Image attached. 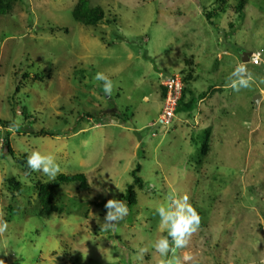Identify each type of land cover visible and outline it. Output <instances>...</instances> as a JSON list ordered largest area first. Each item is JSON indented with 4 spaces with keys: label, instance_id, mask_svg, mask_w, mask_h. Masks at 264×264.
Wrapping results in <instances>:
<instances>
[{
    "label": "rangeland",
    "instance_id": "1",
    "mask_svg": "<svg viewBox=\"0 0 264 264\" xmlns=\"http://www.w3.org/2000/svg\"><path fill=\"white\" fill-rule=\"evenodd\" d=\"M79 1L18 0L0 17V120L13 127L5 153L7 131L0 123V213L8 223L0 259L159 264L152 244L167 231L159 228L156 208L169 196L187 194L202 218L178 253L194 256L187 264H261L264 97L259 106L253 100L264 94V0H247L242 13L229 0L211 21L216 0H88L105 10L104 20L91 27L72 16ZM256 51L263 53L260 66L243 58ZM240 61L257 82L235 92L227 77ZM189 67L193 94L206 98L191 116L180 113L169 126L155 125L163 80ZM97 72L113 81L110 97L94 79ZM34 150L56 157L57 177L83 174L90 186L88 194L60 187L62 211L50 218L37 214V187L57 177L28 175L18 163ZM138 166L143 189L137 187V204L130 207L122 197ZM9 177L21 182L19 192L8 190ZM112 198L129 208L116 233L101 231L106 211L98 202ZM143 248L148 251L140 258Z\"/></svg>",
    "mask_w": 264,
    "mask_h": 264
},
{
    "label": "clouds",
    "instance_id": "2",
    "mask_svg": "<svg viewBox=\"0 0 264 264\" xmlns=\"http://www.w3.org/2000/svg\"><path fill=\"white\" fill-rule=\"evenodd\" d=\"M256 55V53L253 54V56ZM247 64L240 61L227 77L229 82L227 86L235 92L250 89L257 82ZM94 79L102 82L106 96L110 97L113 94L115 85L107 75L103 72H97ZM260 83H264V79H261ZM261 96L264 97V94ZM27 165L32 171L41 172L52 180L61 173L56 157L51 154H44L39 150L31 152L28 156ZM168 201L166 205H160L156 208V213L159 216V228L166 230L167 236L156 239L152 248L162 258L159 264H187V262L194 260V256L189 253L181 256L178 253L180 250L188 248L192 237L200 230L202 218L190 202L189 195L169 196ZM104 207L107 211L104 223L101 224V231L118 232L119 223L129 214L127 204L123 200L112 198L107 200ZM7 230L8 223L3 219V214L0 213V236H3ZM147 251V248L140 249V258ZM4 254L7 255L6 252ZM0 264H5V261L0 259ZM261 264H264V261Z\"/></svg>",
    "mask_w": 264,
    "mask_h": 264
},
{
    "label": "trees",
    "instance_id": "3",
    "mask_svg": "<svg viewBox=\"0 0 264 264\" xmlns=\"http://www.w3.org/2000/svg\"><path fill=\"white\" fill-rule=\"evenodd\" d=\"M18 0H0V17L8 16L12 13L13 5ZM220 6L216 10H214L212 13H208L207 16L209 20L211 21L215 15H220L221 13L226 12V7L228 5L229 0H216ZM238 3L236 7L233 8V10L237 13H242L247 5V0H236ZM72 16L74 20L78 23H81L85 26H97L99 23H101L105 18V10L101 7H92L90 5V2L88 0H80L76 6L74 7L72 11ZM187 66H191V63L186 61ZM194 75V70L189 67V70L183 71V82H184V89L182 93V98L178 104V108L176 111V114L180 113H186L189 116H191L195 110L198 108V103L201 100H204L207 96V93H201L199 95H194L190 84L192 81L196 79ZM28 78L29 75H25V78ZM20 92V86L16 88V93ZM166 96V90L161 87V94L160 98L163 101ZM189 96V99H188ZM15 100V99H14ZM13 100V101H14ZM15 102V101H14ZM14 103L11 104V111L15 115L17 114V107L14 108ZM22 115L25 116V119H28L29 116H27L26 109H22ZM27 117V118H26ZM1 127H4L7 131L4 133L6 141V147L9 145L10 141V132L12 127L11 121L6 120H0ZM4 131V130H3ZM0 133L3 135V133L0 131ZM39 135H49L48 131L41 130ZM208 140H209V132H205V138L204 142L202 144V154H206L208 150ZM5 151V149H4ZM9 154H12L13 151L9 147ZM20 166H22L23 171L26 174H30L31 169L28 168L27 160L24 158V160H20L18 162ZM141 172V167L138 166L132 173L134 177V181L131 185H129L126 189V193L122 197V199L127 202V204L132 207L137 204V187L143 189V181L138 176ZM7 185L8 190L10 191H16L19 192L21 190V182L16 177H9L7 179ZM69 187V186H77V190L80 192H84L88 194V191L90 189V186L88 185V180L85 175L79 174V175H59L55 181H53L50 184H44L39 183L38 184V201H39V207L37 208V214L39 217L43 218H50L52 215L61 213L62 208L57 203V193L60 189V187ZM98 204H101V206H105L106 203L102 204L98 202ZM9 211L13 212L15 207L14 205H10L8 207ZM104 210L106 208L104 207Z\"/></svg>",
    "mask_w": 264,
    "mask_h": 264
},
{
    "label": "built area",
    "instance_id": "4",
    "mask_svg": "<svg viewBox=\"0 0 264 264\" xmlns=\"http://www.w3.org/2000/svg\"><path fill=\"white\" fill-rule=\"evenodd\" d=\"M256 53V56L253 54ZM252 53L250 57L251 64L254 66H260L262 64L263 53L256 51ZM162 88L166 90V96L163 100V108L155 122L157 126H169L172 124L173 119L176 118V111L178 104L182 98L184 89L183 78L180 74H173L170 78L164 79Z\"/></svg>",
    "mask_w": 264,
    "mask_h": 264
},
{
    "label": "water",
    "instance_id": "5",
    "mask_svg": "<svg viewBox=\"0 0 264 264\" xmlns=\"http://www.w3.org/2000/svg\"><path fill=\"white\" fill-rule=\"evenodd\" d=\"M251 56H252V53H245L243 58H244L247 62H249V59H250ZM261 99H262V96H261V95H256V96L254 97V100H253L254 104L257 105V106H259V102H260ZM7 150H8V147H5V151H4V152L6 153Z\"/></svg>",
    "mask_w": 264,
    "mask_h": 264
}]
</instances>
